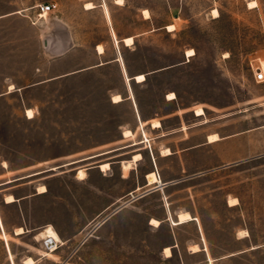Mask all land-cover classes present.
I'll return each mask as SVG.
<instances>
[{
    "label": "rangeland",
    "instance_id": "obj_1",
    "mask_svg": "<svg viewBox=\"0 0 264 264\" xmlns=\"http://www.w3.org/2000/svg\"><path fill=\"white\" fill-rule=\"evenodd\" d=\"M98 1L0 0V16L20 11L0 22V93L15 87L0 96V181L15 180L0 194L22 195L33 227L9 239L15 264H264V0ZM166 206L197 220L167 223Z\"/></svg>",
    "mask_w": 264,
    "mask_h": 264
},
{
    "label": "crops",
    "instance_id": "obj_2",
    "mask_svg": "<svg viewBox=\"0 0 264 264\" xmlns=\"http://www.w3.org/2000/svg\"><path fill=\"white\" fill-rule=\"evenodd\" d=\"M105 0H100V2L98 1L97 3H98V5L100 6V7H102L103 6V3H105L104 2ZM115 1L116 0H114V3H115ZM251 1H254V0H251ZM52 2V1H51ZM102 2V3H101ZM250 2V1H249ZM40 3V2H39ZM56 3V2H55ZM88 3V2H87ZM89 3H92V2H89ZM248 3V2H247ZM35 4H38V3H35ZM122 4H123V2H122ZM92 5L94 6V4L92 3ZM115 5H117V4H115ZM119 5H121V4H119ZM118 5V6H119ZM32 6V3H30L29 5H27V6H24L23 8H27V7H31ZM256 6H257V4H256ZM255 6V7H256ZM248 7V6H247ZM94 8V7H93ZM92 8V9H93ZM249 8V7H248ZM253 8V7H252ZM20 9H22V8H20ZM84 9H86L85 7H84ZM147 11H149V9H147V8H145ZM86 10H89V9H86ZM143 10V9H142ZM18 13H20V11H19V9L18 10H16V11H14V12H7V13H4L3 15H1L0 16V22L2 21L1 19H3V18H5V17H7V16H11V15H14V14H18ZM150 15V14H149ZM168 26V25H167ZM174 26V25H173ZM170 32H172V31H170ZM125 37H132V36H125ZM125 37H123V38H125ZM123 38H121V42L123 43ZM133 38V37H132ZM117 41V40H116ZM135 42H134V39H133V43L131 44V45H133ZM118 44V41H117V43L115 44V45H117ZM123 45L124 46H126L124 43H123ZM128 46H130V45H128ZM104 53V51L102 52V54ZM96 54L97 55H102V54H99L98 52H97V48H96ZM113 61H117V58H115ZM110 61H105V62H99L98 64H97V66H103V64L105 63H109ZM143 74V73H142ZM139 75V74H138ZM127 76V75H126ZM135 76V75H134ZM134 76H132V77H130V76H127L128 78H129V81H131V80H133V77ZM145 76V75H144ZM145 79H146V77H145ZM145 79L143 80V81H145ZM134 81V80H133ZM143 81H140V82H143ZM139 82V83H140ZM136 83V82H135ZM139 83H137V84H139ZM126 84V83H125ZM128 84V86H130V83L128 82L127 83ZM10 86H12L13 88L10 90L9 88H10ZM13 90H15V87L13 86V85H9L8 86V88L6 89V91H4V92H1L0 93V96H2V95H4V94H9V93H12L13 92ZM129 95H127L126 97H127V100H132V94H131V91L129 90ZM115 96V95H114ZM119 96V95H118ZM120 97V96H119ZM121 98V101H122V97H120ZM111 101H112V99H111ZM121 101L120 102H113L114 104H119V103H121ZM166 101H174V99H172V100H167L166 99ZM27 110V109H26ZM25 110V111H26ZM28 110H30V109H28ZM138 113V112H137ZM138 116H139V125H140V127L142 128L143 127V123L145 124V122H147V120H144V119H141V117H140V115H139V113H138ZM196 116V115H195ZM198 117V116H197ZM156 122H159L160 123V126H158V128H153V125H151V128H150V131H153V132H157L158 130H161V128H162V124H161V121L160 120H158V121H156ZM126 130V129H125ZM129 130V129H128ZM131 131V130H130ZM132 132V131H131ZM213 135V134H212ZM211 135V136H212ZM122 136H123V132H122ZM210 137V136H209ZM123 138H125V137H123ZM215 141V140H214ZM213 142V141H212ZM212 142H209L208 141V143H212ZM105 163H107V162H105ZM105 163H103V164H105ZM103 164H100V165H103ZM99 165V166H100ZM99 166H98V168H99ZM8 169V167H7V161L6 160H3V161H1V163H0V175L5 171V170H7ZM149 172H154V171H149ZM1 177V176H0ZM13 181H15V180H10V179H8V180H4V181H0V191H2L1 189L2 188H6L7 187V185H9V184H11ZM138 190V189H137ZM0 193H2V192H0ZM33 193H35V194H43V193H39L38 192V190H37V192H36V190L33 192ZM7 196H12L13 197V201L12 202H7L6 201V197ZM25 198L21 195H15L14 193H12V192H8V193H3V194H0V240L3 242V245H4V248H5V252H6V254H7V259H8V261H9V264H15V261H14V256H13V254H12V252H11V250H10V244H9V239L10 238H14V237H21V236H23V235H25L29 230H33L32 228L33 227H31V228H29V230H28V228L26 227V219H25V212L23 213V209H22V204H21V201H23ZM25 211V210H24ZM165 211H166V213H165V217H164V220H165V222H167V223H171V221L172 222H177V218H178V214L179 213H181V212H183V211H180V212H178L177 214H175V219H173L172 218V215H171V211H170V209L166 206V209H165ZM185 213H188V212H185ZM189 214V213H188ZM190 215V214H189ZM191 216V215H190ZM192 217V216H191ZM150 219H155V220H157V221H159L160 223H162V219H160V220H158V219H156V218H150ZM197 220V218H194V217H192V220H189V221H186V222H183V223H180V224H178V225H181V224H184V223H187V222H194V221H196ZM150 225V224H149ZM178 225H174V226H178ZM38 225H36V226H34V227H37ZM160 226V225H159ZM159 226H158V228H159ZM156 228V227H155ZM18 229H22L23 230V232L22 233H20V234H17L16 233V231L18 230ZM195 246H197V245H195ZM165 247H169L170 248V250H171V253H172V249L175 247V246H165ZM164 247V248H165ZM164 248H163V250H164ZM198 249L196 250V251H193L192 252V254H197V252H199L200 250H201V248H202V251L203 252H206L207 253V249H206V246H204V249H203V246H201V248H199V246L197 247ZM163 253H164V251H163ZM165 255V254H164ZM172 257V254H170V256H166L165 255V258H171ZM27 258H30V257H26L24 260H22V262H21V264H24V261L27 259ZM206 258H207V261H209L208 259H210L209 258V256H208V254H206ZM11 259H12V261H11ZM33 260V259H32ZM211 260V259H210ZM12 262V263H11Z\"/></svg>",
    "mask_w": 264,
    "mask_h": 264
},
{
    "label": "bare ground",
    "instance_id": "obj_3",
    "mask_svg": "<svg viewBox=\"0 0 264 264\" xmlns=\"http://www.w3.org/2000/svg\"><path fill=\"white\" fill-rule=\"evenodd\" d=\"M121 2H122V0H116L115 4H119V3H121ZM89 5H91V7H89ZM247 6H248L249 8H252V7L254 8V7L256 6V2H254V1L248 2V3H247ZM84 7H85L86 9H91V8H93V5H92L91 3H86ZM104 11H105L106 13H108L107 10H106V7H104ZM143 14H144V16H145L146 18H148V16H149L148 11L143 10ZM213 14H214V15L217 14V11L214 10V11H213ZM167 29H169L170 31H173V26H172V25L167 26ZM123 42H124L125 44H127V45H128V44H131V43H132V38H131V37L123 38ZM96 48H97L98 53H99V54H102V52H103V48H101L100 46H97ZM187 55H188V56L192 55V51H187ZM133 78H134V80H135L136 82H139V81H142V80L144 79V75H143V74H139V75L134 76ZM10 88H12V87H10ZM168 97H169L168 99H172L173 94H168ZM117 101H120L119 96H114V97H113V102H117ZM202 114H203L202 109H197V110L195 111V115H196V116H201ZM26 116H27V118H31V117H32V111L27 109V110H26ZM158 126H160V123H159V122H155V123H153V128H158ZM130 135H131V131H130V130H125V131L123 132V137H129ZM214 140H217V136H216V135H212V136H210L208 141H209V142H212V141H214ZM138 158H139V155H135V156H134V160H137ZM108 168H109L108 163H105V164H103V165H100V170H101V171H105V170L108 169ZM129 169H130V164H129V162H124L123 165H122V171H123L124 173H126ZM80 174H81V171H79L77 175L81 176ZM147 180H148V183H149L150 185H151V184H156V183L158 182V179H157L156 173H154V172H149V174L147 175ZM41 189H43V187H41ZM13 200H14V199H13L12 196H7V197H6V201H7V202H12ZM234 204H235V200L232 199V200L230 201L229 206H232V205H234ZM189 220H191V217H190L187 213H179V214H178V222H185V221H189ZM151 224H155V225H157V224H159V223H158V221H156V220H151ZM19 233H21V230H19ZM44 233H45V235H46V236H45L46 238H50V241L47 243L48 247H53V246H54V243L58 241V237H57V235L55 234V232H54L51 228H47V229L45 230ZM197 249H198V248H197ZM164 251H165V253L167 254V256H170V249H169L168 247H166ZM11 261H12V259H11ZM11 263H12V262H11ZM25 263H26V264H32V260H31L30 258H28V259L25 261Z\"/></svg>",
    "mask_w": 264,
    "mask_h": 264
},
{
    "label": "built area",
    "instance_id": "obj_4",
    "mask_svg": "<svg viewBox=\"0 0 264 264\" xmlns=\"http://www.w3.org/2000/svg\"><path fill=\"white\" fill-rule=\"evenodd\" d=\"M34 9L36 17L38 19H42L45 18L47 15L54 13L57 9V4L55 2L38 3L34 6ZM252 74L255 82L264 83V70L261 64H258L252 68ZM49 241H47L46 244Z\"/></svg>",
    "mask_w": 264,
    "mask_h": 264
},
{
    "label": "snow or ice",
    "instance_id": "obj_5",
    "mask_svg": "<svg viewBox=\"0 0 264 264\" xmlns=\"http://www.w3.org/2000/svg\"><path fill=\"white\" fill-rule=\"evenodd\" d=\"M89 7H91V5H89Z\"/></svg>",
    "mask_w": 264,
    "mask_h": 264
}]
</instances>
